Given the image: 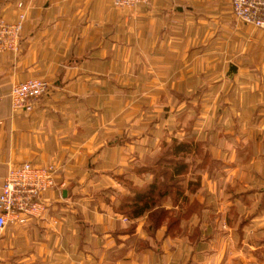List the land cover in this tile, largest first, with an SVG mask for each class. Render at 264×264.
<instances>
[{"label":"crops","instance_id":"obj_1","mask_svg":"<svg viewBox=\"0 0 264 264\" xmlns=\"http://www.w3.org/2000/svg\"><path fill=\"white\" fill-rule=\"evenodd\" d=\"M21 14L20 50L0 53V194L9 167L24 162L64 168L65 183L45 195L43 218L0 232V264H264V30L238 21L232 0H0V18ZM31 78L50 90L33 111L14 112L12 86ZM128 79L189 80L168 88L206 96L212 131L192 140L209 144L221 174L257 179H241L232 196L236 188L219 196L208 180L178 232L121 213L114 176L130 167L117 144V95L130 94ZM253 201L258 210L243 216ZM70 203L75 214L63 212Z\"/></svg>","mask_w":264,"mask_h":264},{"label":"rangeland","instance_id":"obj_2","mask_svg":"<svg viewBox=\"0 0 264 264\" xmlns=\"http://www.w3.org/2000/svg\"><path fill=\"white\" fill-rule=\"evenodd\" d=\"M127 81L130 82L128 84L130 85V94L128 92L124 94L125 89L118 88L117 106H122V109L118 111L117 116V144L120 145L121 148H124V151L119 153V155L125 157L126 166L130 167V170H134L136 165L145 163L147 158L154 160L163 155V157L169 158L168 149H170L173 141L175 139L178 141L184 139L192 140L190 137L191 131L192 133L195 132V134L196 131H198L199 135L203 134L205 136L209 131H212V129L210 130L206 126V111L204 110L206 108V96L204 94L200 96L191 95L189 93L180 95L171 92L173 90L168 88L173 81L178 82L177 86H180L189 80L169 81L167 79H149L142 81L138 79H128ZM202 81L203 80H200V82ZM192 103L195 105L193 106L194 109H192ZM198 108L202 111V115L199 117L196 115ZM197 121H199V124H196ZM208 147L209 144L206 141L198 144L193 143L192 152L184 156L185 162H187L188 165L187 169L180 177L179 183L184 189L183 192L188 195V198H191L190 201L197 199L201 200L208 197L209 192L207 184L209 181H213L217 185L216 189H218L215 194H219L220 189H223L222 191L225 194V192H228L227 190H233L238 187L237 182H241L240 184H242V180L243 182L245 180L246 185H250L249 181L251 182L257 179L258 176L254 174L242 177L231 174H221L222 167H217V165H214L213 161L209 163L206 158ZM262 147H264V144H262ZM119 172L114 176L115 182L122 185L119 189L120 191H117L115 194V198H117L116 201L119 202L117 208L124 195H129L132 191L129 179L130 174H119ZM59 176L60 174H58V178ZM170 177V174H168L167 177H162L161 179L166 184H173V180L170 181L169 179ZM153 178V173L136 175L134 184L138 187H142V185H145L147 181ZM61 188L62 187L59 189ZM236 192H239L237 188L236 191L230 192L229 196L235 195ZM111 195L112 192H106L103 196L100 193L98 195L97 193H93V198L96 199L97 196H102L104 199H109ZM156 195L159 198L157 200H161L159 193ZM229 196L228 198H230ZM177 197L178 196L172 194L167 200H174V198ZM165 203H168V201ZM76 205L75 203H70L64 206L63 209H65L63 212L75 214L77 209ZM246 205V213H244L243 216H251L252 213L258 210V203L254 201ZM199 210L200 206L197 203L184 202L183 207L173 208L171 213L167 215L166 220L168 225L171 224V222H175L172 230L178 232L181 230V226H190L192 215H195ZM55 213L60 215L61 212ZM262 216H264V213ZM263 225L264 223H262L261 226L263 227Z\"/></svg>","mask_w":264,"mask_h":264},{"label":"built area","instance_id":"obj_3","mask_svg":"<svg viewBox=\"0 0 264 264\" xmlns=\"http://www.w3.org/2000/svg\"><path fill=\"white\" fill-rule=\"evenodd\" d=\"M149 1L113 0L118 8H132ZM232 11L238 21L264 30V0H232ZM24 19V14L14 23L0 18V53L20 50ZM48 91L49 83L40 78L15 83L10 93L13 111H33ZM63 170L56 164L24 162L11 165L0 194V232L10 223L23 225L30 219L43 218L50 206L45 195L64 186L58 182V174Z\"/></svg>","mask_w":264,"mask_h":264},{"label":"trees","instance_id":"obj_4","mask_svg":"<svg viewBox=\"0 0 264 264\" xmlns=\"http://www.w3.org/2000/svg\"><path fill=\"white\" fill-rule=\"evenodd\" d=\"M193 143L198 144L200 142L187 139L178 141L175 139L170 149H168L169 158L163 157L164 155L154 160L147 158L145 163L136 165L134 170H130L129 179L132 191L129 195H124L117 209L121 213L129 215L132 218L148 214L151 217L152 224L161 225L163 221H167V215L170 214L171 210L174 208L168 209L165 204L171 203V205L174 206L178 204L183 207L184 202L191 203V198H188V195L183 192L184 189L179 181L188 165V163L185 162L184 156L192 152ZM206 158L210 163L211 160L208 159L207 153ZM145 173H153L154 178L147 181L142 187H138L134 184L135 176ZM168 174H170L171 177L169 179L170 181L173 180V184H166L161 179L162 177H167ZM157 193H159V197L162 201L157 200L159 199L156 195ZM172 194L178 197L174 198V200H167ZM166 201H168V203H165ZM174 225L175 222H171L168 226L172 229Z\"/></svg>","mask_w":264,"mask_h":264}]
</instances>
